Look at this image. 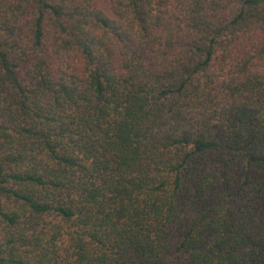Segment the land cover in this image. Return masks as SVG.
Masks as SVG:
<instances>
[{
	"label": "trees",
	"instance_id": "trees-1",
	"mask_svg": "<svg viewBox=\"0 0 264 264\" xmlns=\"http://www.w3.org/2000/svg\"><path fill=\"white\" fill-rule=\"evenodd\" d=\"M0 264H264V0H0Z\"/></svg>",
	"mask_w": 264,
	"mask_h": 264
}]
</instances>
